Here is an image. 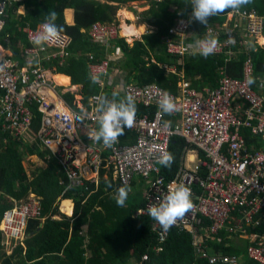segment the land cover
Masks as SVG:
<instances>
[{
  "label": "built area",
  "instance_id": "1",
  "mask_svg": "<svg viewBox=\"0 0 264 264\" xmlns=\"http://www.w3.org/2000/svg\"><path fill=\"white\" fill-rule=\"evenodd\" d=\"M15 0L0 1V32L5 23L2 16L9 11ZM159 2L160 0H152ZM178 19L168 32L173 35L167 39L166 51L181 58L199 54L194 44L197 39L211 33L218 40L214 54H224L225 61L236 59L243 54L240 78H232L220 70L218 85L213 88L196 89L183 71L178 73L177 92L172 93L156 83H125L119 78L112 84L111 92L125 98L131 95L135 103L144 106L154 105L155 110L136 115L132 129L125 128L133 136L132 143H123L120 136L117 142L106 148L103 144L87 145L81 138V129L90 134L97 130L95 97L88 99L86 108L74 109L56 91L52 78H48L44 67L29 62L20 66L12 56L0 58V131L17 138L27 139L33 132L34 106L40 112V125L34 136L45 150L56 155L66 166L72 185L84 186L87 182L98 184L101 169L113 172L121 185L131 187L139 181L149 185L145 192V206L140 208L134 218L151 219V230L158 245L166 242L174 228L188 229L194 233V245L200 259L209 264H248L241 262V256H231L205 247L210 239L221 241L224 234L228 241L239 237L247 244L245 258L255 264H264V230L250 231L264 226V152L247 146L241 129L258 137L264 144V76L257 78L254 86L247 83L253 78L254 66L251 52L264 50V16L253 8L241 7L239 11L229 10L220 23L207 24L202 31L192 29L190 19ZM27 28V37L32 42L41 31L40 25ZM120 26L115 23H93L88 31V39L100 45H109L120 37ZM229 36L235 44H228ZM124 37L125 36H121ZM126 39V38H125ZM71 37L62 32L60 39L41 46L27 45L23 51L40 63L39 55L46 60H56L63 64L67 56L65 48ZM53 48L50 52L48 48ZM114 53L99 61L89 55L88 72L94 78L106 75L111 60H118ZM172 73L176 67L163 65ZM100 84L102 82L100 81ZM167 91L176 104L172 114L163 113L158 107L162 93ZM108 99H113V95ZM56 98L57 102L53 99ZM168 115V117L166 116ZM170 121L169 127L164 122ZM184 139L186 148L182 164L175 177L166 181L160 174L158 160L162 153L168 152L171 139ZM125 139V138H124ZM109 150L107 153L106 151ZM193 168L185 166V157ZM107 176V175H105ZM183 183L191 189L193 209L177 221L168 231L153 220L148 209L158 204L167 193L171 183ZM71 187V186H70ZM41 196L30 192L27 199L15 201L14 206L4 212L0 229L4 234L2 245L11 246V251L19 243L24 245L27 227L31 219L41 216ZM158 251L163 248L158 246ZM149 254L142 260L133 259L130 264H147Z\"/></svg>",
  "mask_w": 264,
  "mask_h": 264
},
{
  "label": "trees",
  "instance_id": "2",
  "mask_svg": "<svg viewBox=\"0 0 264 264\" xmlns=\"http://www.w3.org/2000/svg\"><path fill=\"white\" fill-rule=\"evenodd\" d=\"M129 1L143 0H41L40 3H35V6L40 4L39 8L36 7V12H32L24 20L28 22L30 28H35L44 22V16L48 11H55L58 14L56 24L71 37V41L65 48L66 64L58 65L56 60H52V63L56 65V72L70 76L72 84H82L83 103H88L86 97L98 91L87 73L89 61L87 52L92 51L93 61H99L107 55L103 46H97V42L88 39L85 31L95 22L118 24L116 20L118 8ZM145 1L149 2V8L140 13L141 17L145 20L143 22L154 26L155 30L145 32L142 34V40L134 41L131 46L124 37L113 39L112 49L119 51L123 57L121 62L116 61L115 64L119 67L118 75L125 72L127 82L139 85L154 82L176 93L178 73L181 70L179 65L176 66V73L164 68V63L174 62V58L165 53V39L170 35L168 29L175 20L184 18L191 12V0ZM13 7L12 5V11ZM242 7L254 8L264 16V0H252V3ZM67 8L74 11L73 24L64 22L63 12ZM229 10L210 17L208 24L220 23ZM24 21L22 23H17L16 20L14 23L5 21L0 32V40L6 34L15 33L9 38V45L17 58L20 55L18 52L20 45H30L27 42V32L23 29L26 24ZM191 26L200 32L206 25L193 21ZM137 30L141 32L142 27ZM251 56L254 66L252 78L254 82L251 85L254 86L257 78L264 76V50L251 52ZM242 60L243 54L229 61H225L224 54L210 55L207 58L195 54L184 59L183 76L189 79L191 86L196 89L206 86L213 88L218 85L220 70L232 78H240ZM55 79L62 84L68 83V78L63 75H58ZM65 93L66 100L71 102L72 95L70 92ZM112 95L117 102L123 99L120 95L113 93ZM103 96L108 98V93H104ZM135 104L136 115L148 113L151 116L155 110L154 105ZM34 112L32 126L37 129L41 115L35 106ZM241 133L248 147L253 146L264 152V144L258 137L251 135L246 129H241ZM128 134L129 132H125L124 138ZM7 138V142H4V135L0 134V222L4 212L12 208L15 201L27 198L30 192L41 196L42 210L39 219L33 218L29 221L24 245L20 243L15 245L10 255L3 252L4 234L0 229V264H130L133 258L140 259L143 254L149 252L148 246L151 249L153 244L158 243L155 241L153 231H150L151 219L133 217L145 206V197L142 198L141 193L129 195L125 206L118 207L114 199V190L121 184L113 180L112 173L101 169L98 186L87 181L84 186L72 185L66 166L52 152L37 150L24 139L12 135H8ZM99 143L103 144L102 141ZM123 143L132 142L129 139ZM186 147L184 139L180 137L171 139L169 153L174 157V162L169 168L162 165L160 167V174L166 181L174 178L178 172ZM35 154L45 159L47 165L37 167L30 176L23 161L26 155ZM105 175L108 176L106 180L103 179ZM67 199L74 202L72 217L59 211L61 201ZM63 204L71 214L72 205L68 201ZM263 230L264 226L250 229ZM194 236L195 234L188 229H172L166 242L158 245L163 251L160 253L150 251L147 264H209L207 260L196 255ZM219 238L221 241L208 240L203 248L213 247V250L231 256L242 255L243 251L227 245L228 241L223 233ZM86 253H89V257L85 256ZM246 263L251 261L246 260Z\"/></svg>",
  "mask_w": 264,
  "mask_h": 264
},
{
  "label": "clouds",
  "instance_id": "3",
  "mask_svg": "<svg viewBox=\"0 0 264 264\" xmlns=\"http://www.w3.org/2000/svg\"><path fill=\"white\" fill-rule=\"evenodd\" d=\"M252 3V0H191L190 19L201 24L207 25L209 18L228 9L234 12L239 11L242 6ZM58 14L55 11H48L44 16V22L40 25L41 31L38 32L32 40L35 45H43L60 39L63 28L56 24ZM228 44H235V39L229 36L226 41ZM218 46V40L211 33L203 38L197 39L194 44L188 45L189 48H195L199 54L207 58L215 53ZM2 70V68H0ZM95 82V78H93ZM254 81L251 77L247 83L252 84ZM96 101L98 130L91 133L90 138L99 143L102 141L103 146L111 148L124 135L125 128L132 129L135 124L137 108L134 98L129 95L119 100L108 99L100 95L94 98ZM159 109L165 114H172L176 110V104L171 95L165 91L158 101ZM170 121L164 122V127L170 126ZM174 162L171 153H162L158 163L169 168ZM111 187V185H109ZM132 189L127 185H121L114 190V199L118 207H124ZM192 192L189 187L183 183H171L167 193L163 196L158 204L149 207L148 214L162 227L168 231L178 220L184 218L193 207Z\"/></svg>",
  "mask_w": 264,
  "mask_h": 264
},
{
  "label": "crops",
  "instance_id": "4",
  "mask_svg": "<svg viewBox=\"0 0 264 264\" xmlns=\"http://www.w3.org/2000/svg\"><path fill=\"white\" fill-rule=\"evenodd\" d=\"M41 2V0H15L14 1V3H13V11L11 10V7H9V9L11 10V12H9L8 11V13H5L3 16H2V18H4L5 19V21H7V22H15V20L17 21V23H22V21H24L30 14H32V12H36V7L37 8H39V5L38 6H35V3H40ZM101 2H103V1H101ZM131 2H138V1H129V2H125L124 4H122V5H120L119 6V8H118V11H117V13H116V20H119L121 23H123L124 25H126V23L127 22H129L130 24L131 23H135V25H133V24H131L130 26H128V29H126V30H128L129 31V36L131 35V38H130V40L128 41L129 42V46H131L132 44H133V42L134 41H137V40H142V34H144L145 32L147 33V32H153L154 30H155V27L154 26H152V25H148L147 23H145V22H143V21H145L144 19H143V17H141V14L139 13V15H140V17L142 18L141 19V21L138 23V22H136L137 21V19L135 18V17H137L138 16V14H136V13H132V11L131 12H127V11H125V9H123L122 7H123V5H125V4H127V3H131ZM141 4H144V6H146L145 8H149V2L148 1H145V0H143V1H141V3L139 4L140 6H141ZM143 9V8H142ZM146 9V10H147ZM254 9V8H253ZM141 10V9H140ZM145 11V10H144ZM136 12H137V9H136ZM143 12V11H142ZM191 12H192V10H191ZM191 12H188L187 13V15H189V14H191ZM124 13H127L129 16H131V19H128L127 17H124V19L122 18V16H124ZM186 15V17H184V18H188V16ZM139 17V16H138ZM184 18H180V19H184ZM63 19H64V22L66 23V24H73L74 23V11H73V9H69V8H67V9H65L64 10V12H63ZM140 19V18H139ZM178 20V19H177ZM177 20H175V22L177 21ZM26 24H25V26H24V30L26 31L27 30V28H29L30 26H29V24H28V22H26V21H24ZM174 22V23H175ZM96 23V22H95ZM93 24V23H92ZM91 24V25H92ZM119 24V26H120V28L122 27V25H120V23H118ZM139 24V25H138ZM144 24V25H143ZM91 25L86 29V34H88V31H89V29H90V27H91ZM146 26H148V29L147 30H143L142 31V33L141 34H139V33H135V31H133L134 29L136 30V29H138V28H140V27H142V29L143 28H145ZM195 32H198V30H194ZM15 33H12L11 35H9V34H6L5 35V37H3V39L2 40H0V58L1 57H3V56H12V58L13 59H15L17 62H18V64L20 65V66H24L26 63H30V64H32V65H40V66H42V67H44V72L46 73V76L48 77V78H52V80L54 81V83H55V85H56V91H58V92H61V93H59L60 95H62V97H64V99H65V101L67 102V104L68 105H70V106H72L74 109H77V110H81V108H86V105H87V103H83V93H82V88H83V86H82V84H72L71 83V78H70V76H68V75H66V74H63V73H58V72H56L55 71V67H56V65L55 64H53L52 63V61H49V60H46V59H44V58H42L44 55H45V52H42L41 53V55H39V59H40V63L38 64V62H37V60L35 59V58H33V57H27L25 54H24V51H23V49L26 47V45L25 46H21L20 45V48L18 49V52H20V55H19V58H17L15 55H14V50L10 47V45H9V38L11 37V36H13ZM173 37V35H169L168 37H166V39H165V53L167 54V55H169V56H171L172 58H174V62H172V63H170V62H166V63H164V65H168V66H170V67H176L177 65H179L180 66V70H182L183 71V61H184V59L185 58H188V57H185V58H181V57H178V56H174V55H172V54H169L167 51H166V45H167V39L168 38H172ZM126 40V39H125ZM3 42H5V44L3 43ZM27 42H29V44H32V45H34V46H41V45H35V44H33L32 42H30L28 39H27ZM95 44V43H94ZM96 45L97 46H103V48H104V52H105V54H110V53H114V52H116L117 53V55L120 57L118 60H111V62H110V66H109V70H108V73L106 74V75H98L97 76V78H95V85H96V87L98 88V91H97V93H93V94H97L98 96H100V95H104V93H108V98H110L111 97V95H110V92H111V89H112V84H113V82L115 81V79L118 77V72H117V69L119 70V67L117 66V65H115L117 62H121L122 60H123V57H122V54L119 52V51H115L114 49H112V43H110L109 45H107V46H105V45H100V44H97L96 43ZM53 48H48V50H49V52L52 50ZM114 50V51H113ZM90 54H92L93 55V53H92V51H89V52H87V57H88V60H89V55ZM93 57H94V55H93ZM64 61H65V59H64ZM63 61V65L64 64H66L65 62ZM117 61V62H116ZM153 61V60H152ZM87 63H88V61H87ZM87 73H88V76H89V78L93 81V76H91L90 74H89V72H88V67H87ZM109 74H111V75H114L113 77H111ZM58 75H63V76H66L67 78H68V83L67 84H62L61 82H57L56 81V76H58ZM54 76H55V78H54ZM119 78H121V80L123 81V82H125V83H127V80H126V78H125V72H122L121 73V75L119 76ZM100 81L102 82V84H100ZM61 83V84H60ZM128 83H132V82H128ZM206 87H208V86H206ZM203 88V87H202ZM210 88V87H209ZM199 90V89H198ZM65 92H70V94L72 95V101L71 102H68L67 100H66V98H65V94H67V93H65ZM93 94H91V95H89L88 97H86V101H88V98L89 97H91ZM53 101L54 102H57L56 101V98H54L53 99ZM36 107V106H35ZM36 109L38 110V108L36 107ZM33 110H34V108H33ZM167 117H168V115H166ZM39 123V122H38ZM40 125V123L38 124V126ZM33 132L35 131V128L33 127ZM97 129H98V127H97ZM3 135H4V142H7V140H8V138H7V136L8 135H11L10 133H3L2 131H0ZM33 132H32V134H33ZM0 133V134H1ZM79 134L81 135V138H82V140L87 144V145H95V144H100V143H97V142H95V140L94 139H92V138H90V136H91V134H90V132L88 131V132H86L85 130H83V129H81L80 131H79ZM125 135V134H124ZM28 136H29V133H28ZM30 138H31V141H30ZM21 139H24L26 142H28L31 146H34V147H36L35 149H37V150H45L43 147H42V145H41V142L39 141V139L36 137V136H31V137H27V139H25V138H21ZM132 140L133 139V136L131 135V134H128L126 137H125V139L124 138H122V142H125V141H128V140ZM29 156H31V155H29ZM32 157H37V160H39L40 161V163H38V162H36V161H34L35 162V165H36V167H35V169L37 168V167H39V166H45V165H47V162L45 161V159H43V158H41L40 156H38V154H35V155H32ZM183 158H184V153L182 154V157H181V164H182V161H183ZM24 162V161H23ZM23 165L25 166V164L23 163ZM26 168V167H25ZM27 169V168H26ZM110 173H112V177H113V180H115L116 181V179L114 178V174H113V172H110ZM108 176H109V174H108ZM108 176H104V180H106L107 178H108ZM99 182H100V180H99ZM99 182H98V184L96 185V184H94V185H96V186H98L99 185ZM116 182H118V181H116ZM90 183V182H89ZM92 184V183H91ZM131 189H132V191L129 193V195H134V194H136V193H141V195H142V198H144V195H145V192H146V190L149 188V185H147V184H145L144 182H139V181H135V182H133V184L131 185V187H130ZM132 197V196H131ZM27 198H24V199H22V201H24V200H26ZM145 199V198H144ZM65 201H68L71 205H72V209H71V214L70 215H67V214H65V213H63L62 211H61V203H60V205H59V211L62 213V214H64V215H66V216H68V217H72L73 216V213H74V202H73V200H63V201H61L62 203L63 202H65ZM133 217H134V215H133ZM136 219H138V218H136ZM150 231H151V228H150ZM153 236H154V234H153ZM217 240H218V237L216 238ZM155 241H156V237H155ZM235 242V238H231V239H229L228 240V244L227 245H231L234 249H238V250H241V251H243V253H242V255H240L241 256V262H245L246 263V260H248V259H246L245 258V252H246V248H247V244H246V242H244V244H243V247L241 246L242 245V243L241 242H238V244H239V247H235L234 245H233V243ZM6 245V244H5ZM158 247V244H153L152 245V247H151V249H150V247L148 246V250H149V252L150 251H153V252H156V253H160V252H162V251H158L157 249H154V248H157ZM4 249H7V247H5ZM149 252H147V253H145V254H149ZM145 254H143V255H145ZM143 255L141 256V258L140 259H137V258H135V260H137V261H141L142 260V257H143ZM196 255H197V253H196ZM85 256L86 257H89V253H86L85 254ZM134 259V258H133ZM132 259V260H133ZM131 260V261H132ZM130 261V262H131ZM249 261V260H248ZM248 264H255V263H248Z\"/></svg>",
  "mask_w": 264,
  "mask_h": 264
},
{
  "label": "rangeland",
  "instance_id": "5",
  "mask_svg": "<svg viewBox=\"0 0 264 264\" xmlns=\"http://www.w3.org/2000/svg\"><path fill=\"white\" fill-rule=\"evenodd\" d=\"M141 3V1H138V2H131V3H127V4H125V5H123V9H125V11H127L128 13L129 12H131L132 11V13L134 14V13H136V14H138V16L137 17H135L136 19H137V21L136 22H140L141 21V17H140V15H139V13H141L142 11H144V10H146L147 8H145L146 6H144V4H141V6L139 5ZM143 8V9H142ZM136 9H137V12H136ZM141 9V10H140ZM124 17L125 16H122V18L124 19ZM128 19H131V17L129 16V17H127ZM140 18V19H139ZM117 22L118 23H120V25H122V27H121V29H120V34H119V36L121 37V36H125V38H126V41L128 40H130V38H131V35L129 36V31L128 30H126V29H128V26H130L131 24H133V25H135V23H129V22H127L126 23V25H124L123 23H121L119 20H117ZM139 25V24H138ZM144 25V24H143ZM148 29V26H146L145 28H143L142 29V31L144 30H147ZM142 31L139 33V34H141L142 33ZM143 31V32H144ZM113 41L114 40H110V42L111 43H113ZM127 41V42H128ZM129 43V42H128ZM114 57H117V53H115L114 54ZM111 77H113L114 75H111V74H109ZM28 138L29 137H31V136H34V133L32 134V132H29V136H28V134L26 135ZM30 141H31V138H30ZM34 161H36V162H38V163H40V161L39 160H37V157H32V155L31 156H29V155H26L25 156V159H24V164H25V167L27 168V171H28V173H29V175L30 176H32L33 175V172H34V170H35V167H36V165H35V162ZM185 166L186 167H189V168H193L194 167V164L193 163H190L189 162V156L188 155H186V157H185ZM61 211L63 212V213H65V214H67V215H70V211H69V209L61 202ZM238 242H241L242 243V247H243V244H244V240H242L241 238H239V237H236L235 238V242L233 243V245L235 246V247H239V244H238ZM3 252H4V254H6V255H10L11 253H12V251H11V246H7V249H3Z\"/></svg>",
  "mask_w": 264,
  "mask_h": 264
},
{
  "label": "bare ground",
  "instance_id": "6",
  "mask_svg": "<svg viewBox=\"0 0 264 264\" xmlns=\"http://www.w3.org/2000/svg\"><path fill=\"white\" fill-rule=\"evenodd\" d=\"M124 16H125V17H129V15H128L127 13H124ZM130 17H131V16H130ZM133 31H135V33H140L137 29H136V30L134 29ZM54 78H55V76H54ZM58 83H59V82H58ZM60 84H61V83H60Z\"/></svg>",
  "mask_w": 264,
  "mask_h": 264
}]
</instances>
